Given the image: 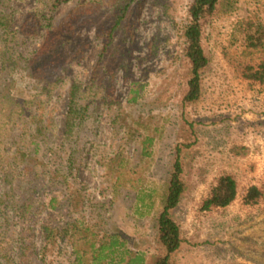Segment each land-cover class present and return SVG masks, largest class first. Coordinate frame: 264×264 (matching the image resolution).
Segmentation results:
<instances>
[{
	"label": "rangeland",
	"instance_id": "1",
	"mask_svg": "<svg viewBox=\"0 0 264 264\" xmlns=\"http://www.w3.org/2000/svg\"><path fill=\"white\" fill-rule=\"evenodd\" d=\"M192 1L0 0V14L9 15L19 33L8 46L0 42V196L4 175L22 169L13 160L30 146L33 117L49 136L38 153L32 213L21 219L10 207L0 208V217L4 208L9 218H0V264L16 255L12 245L22 228L31 226L27 234L39 248L49 221L56 233L40 256L44 264H71L76 250L87 257L82 264H91L90 244L112 235L134 253H161L158 217L179 147L185 191L171 211L183 240L175 263L264 264V83L244 75L264 57V0H234L212 17L203 38L211 62L202 95L187 103L184 31ZM39 20L68 24L76 46L85 49L66 71H49L55 82L47 91L42 87L49 78L33 77L26 61L43 42L46 27ZM31 29L40 36L26 35ZM73 80L91 82L94 90L80 139L68 143ZM133 83L139 99L129 102ZM224 174L237 181L236 199L206 208ZM253 185L262 195L250 202ZM146 194L154 207L141 216L138 197ZM53 196L55 210L49 207ZM68 222L70 231L61 234Z\"/></svg>",
	"mask_w": 264,
	"mask_h": 264
},
{
	"label": "trees",
	"instance_id": "2",
	"mask_svg": "<svg viewBox=\"0 0 264 264\" xmlns=\"http://www.w3.org/2000/svg\"><path fill=\"white\" fill-rule=\"evenodd\" d=\"M234 0H193L189 6V22L185 27L184 37L186 41L185 53L190 62V78L188 81V90L184 96L187 103L197 102L202 95L203 75L210 66V57L203 45L204 31L212 17L223 6H231ZM129 4V3H128ZM128 6V5H127ZM126 6V7H127ZM118 20L117 23H119ZM39 20V25L46 27L43 33V42L41 46L27 58V64L33 77L46 76L49 78L44 83L42 89L47 91L55 82V77L48 76L49 71L54 72L55 66L59 72L66 71L71 61H76L79 56L84 53V48L76 46L74 28L69 29L68 24L60 23H43ZM48 24V26H47ZM28 30L26 35L40 36L38 31ZM112 35L113 30H111ZM19 33L10 27V16L0 14V42L5 46L16 41ZM246 78L252 81L264 83V57L257 65H248L244 70ZM94 86L91 82H80L73 80L69 89V107L66 117V140L68 143H77L80 139L81 130L84 128L85 122L91 112V92ZM87 96V97H86ZM7 101L14 104L13 97L6 95ZM139 99V88L137 83H133L129 91V102H136ZM14 114V109H11ZM33 132L31 133L30 146L27 149L19 150L14 156L13 162L17 167H21L19 173H6L1 181L4 184V191L0 196V208L10 207L13 214L19 215L21 219L27 218L32 210V197L37 192L41 173L37 171L41 160L38 153L42 146L48 144L47 129L41 120L33 117ZM70 163L74 160L69 157ZM183 161L181 157L180 147L177 149V157L171 173L168 193L165 200L164 209L158 217L159 240L162 245V252L146 257L143 253L132 252L125 241L119 239V236L112 235L108 240L100 238L96 242L90 244L91 264H176L173 256L181 249L183 240L181 236V228L172 217L171 211L178 206L185 191V183L183 180ZM55 176V171H54ZM238 184L231 174H224L220 177L217 185L213 189L210 199L206 203V208L212 205L217 207L229 206L237 197ZM262 195L261 189L253 185L250 187L246 199L248 201H257ZM152 195L146 194L138 197L137 212L141 216H145L152 212L154 203H146V199H150ZM58 202L53 196L50 200L49 207L55 210ZM5 205V206H4ZM3 208L2 218L9 220L5 209ZM60 208H62L60 206ZM0 217V218H1ZM51 221L45 223L41 227L42 243L41 246L36 244L28 231L31 226L22 228L18 231L17 239L12 247L16 249V255L5 259L6 264H44L42 255H46L49 243H54L56 228L51 225ZM67 227H63L61 234H68L71 229V222ZM77 229V226H73ZM39 249V251H37ZM76 250V249H75ZM76 257L71 264H82L87 257L79 250L75 251ZM239 264V263H235Z\"/></svg>",
	"mask_w": 264,
	"mask_h": 264
}]
</instances>
